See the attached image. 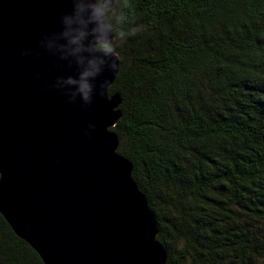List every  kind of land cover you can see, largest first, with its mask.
Here are the masks:
<instances>
[{"label":"trees","instance_id":"16d2710c","mask_svg":"<svg viewBox=\"0 0 264 264\" xmlns=\"http://www.w3.org/2000/svg\"><path fill=\"white\" fill-rule=\"evenodd\" d=\"M112 129L166 264H264V0H126ZM0 264H44L0 213Z\"/></svg>","mask_w":264,"mask_h":264},{"label":"water","instance_id":"95a60500","mask_svg":"<svg viewBox=\"0 0 264 264\" xmlns=\"http://www.w3.org/2000/svg\"><path fill=\"white\" fill-rule=\"evenodd\" d=\"M72 11L73 0H0V213L44 264H166L112 129L120 59L115 72L102 66L91 104L65 93L77 67L48 45Z\"/></svg>","mask_w":264,"mask_h":264},{"label":"clouds","instance_id":"9594fccd","mask_svg":"<svg viewBox=\"0 0 264 264\" xmlns=\"http://www.w3.org/2000/svg\"><path fill=\"white\" fill-rule=\"evenodd\" d=\"M125 7L126 0H73L71 15L63 17L64 28L48 47L58 51L62 59L71 58L77 67L76 75L63 80L70 102L79 97L82 105L91 104L93 82L102 73V66L113 72L118 70L117 48L136 32L135 28L117 30L116 26L125 19ZM106 87L105 82L100 84V94Z\"/></svg>","mask_w":264,"mask_h":264},{"label":"rangeland","instance_id":"374dc122","mask_svg":"<svg viewBox=\"0 0 264 264\" xmlns=\"http://www.w3.org/2000/svg\"><path fill=\"white\" fill-rule=\"evenodd\" d=\"M135 180V179H134ZM138 185V184H137ZM139 187V186H138ZM142 191V190H141ZM143 192V191H142Z\"/></svg>","mask_w":264,"mask_h":264}]
</instances>
